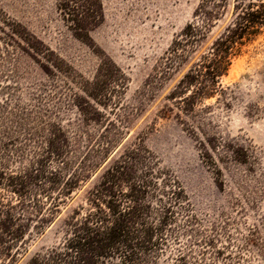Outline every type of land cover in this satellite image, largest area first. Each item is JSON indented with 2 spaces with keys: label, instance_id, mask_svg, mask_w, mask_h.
Instances as JSON below:
<instances>
[{
  "label": "rangeland",
  "instance_id": "374dc122",
  "mask_svg": "<svg viewBox=\"0 0 264 264\" xmlns=\"http://www.w3.org/2000/svg\"><path fill=\"white\" fill-rule=\"evenodd\" d=\"M209 1L0 0V107H22L27 128L44 138L58 128L78 132L82 118L91 119L84 131L124 133L55 221L32 237L20 264L62 241L65 221L87 191L136 146L186 193L175 226L183 244L214 238L225 251L215 255L208 248L213 264H230L229 255L240 257L239 264H264V28L232 60L215 92L182 102L198 86L182 90V80L233 24L240 0H223L206 36L187 53L177 50L187 24H202L197 11ZM241 1L255 3L254 9L264 4ZM108 74L105 91L118 87L111 92L121 98L117 107L86 94L96 77ZM119 75L125 77L120 88ZM187 213L193 216L188 226ZM253 228L258 238L251 243ZM202 246L193 249L199 253ZM176 247L170 240L159 263L171 264Z\"/></svg>",
  "mask_w": 264,
  "mask_h": 264
},
{
  "label": "trees",
  "instance_id": "16d2710c",
  "mask_svg": "<svg viewBox=\"0 0 264 264\" xmlns=\"http://www.w3.org/2000/svg\"><path fill=\"white\" fill-rule=\"evenodd\" d=\"M242 2L236 3L233 24L186 75L188 81L182 80V90L198 83L182 102L215 92L232 60L264 28V4L254 9L255 3L245 7ZM222 3H202L197 11V19L203 17L202 24H187L180 38L185 43L177 41V50L187 53L190 43L196 46L206 36ZM65 15L74 17V13ZM70 20L78 22V18ZM110 77H96L86 94L93 98L99 95L117 107L121 98L114 99L111 92H118V87L105 91ZM116 80L119 86L125 77L119 75ZM203 85L209 88L207 93L201 91ZM21 108L0 107V264H20L32 237L55 221L83 181L109 159L124 134L84 131L83 126L91 119L82 118L78 132L63 133L58 128L53 137L44 138L27 128L28 115ZM101 118L107 128L109 120ZM166 175L148 150L139 146L125 150L87 191L85 203L65 221L62 241L31 256L25 264H160V255L166 252L170 240L177 246L171 264H213L207 258L208 248L211 254L220 255L228 247H222L224 251L216 249L214 238L182 243L175 227L176 213L187 196L177 179L170 182ZM186 217L188 226L193 216L187 213ZM257 235V229H251L249 241L255 242ZM199 243L205 246L196 253L193 246ZM232 256L230 264H239L241 258Z\"/></svg>",
  "mask_w": 264,
  "mask_h": 264
}]
</instances>
